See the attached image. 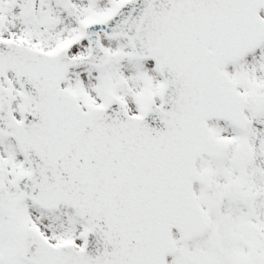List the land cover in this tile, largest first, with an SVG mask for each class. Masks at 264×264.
Here are the masks:
<instances>
[{
    "label": "snow or ice",
    "instance_id": "1",
    "mask_svg": "<svg viewBox=\"0 0 264 264\" xmlns=\"http://www.w3.org/2000/svg\"><path fill=\"white\" fill-rule=\"evenodd\" d=\"M0 264H264V0H0Z\"/></svg>",
    "mask_w": 264,
    "mask_h": 264
}]
</instances>
